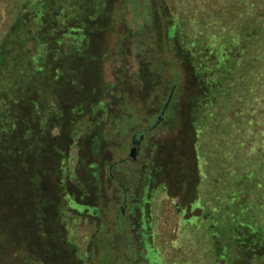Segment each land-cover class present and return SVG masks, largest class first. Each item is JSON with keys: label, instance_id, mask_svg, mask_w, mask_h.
<instances>
[{"label": "rangeland", "instance_id": "rangeland-1", "mask_svg": "<svg viewBox=\"0 0 264 264\" xmlns=\"http://www.w3.org/2000/svg\"><path fill=\"white\" fill-rule=\"evenodd\" d=\"M25 1L0 0V110L17 80L10 70L18 66L21 75L36 61L19 50L34 51L29 33L37 30ZM75 3L48 0L43 32L64 7L72 11L70 22L83 18L89 35L84 56L73 60L91 81L93 102L105 94L99 82L115 80L125 25L137 29L152 10L148 43L139 51L131 40L122 44L138 90L129 99L136 126L116 135L108 120L115 143L100 157L91 153L90 138H82L93 130L88 117L75 124L68 169L74 177L81 154L91 155L103 178L98 186L86 170L80 175V200L91 205L65 201L62 207L50 179L20 191L19 175L9 185L0 180V264H264V0ZM166 20L175 25L177 50L166 43L164 53L176 65L156 50ZM157 61L163 64L160 94L165 100L174 87L173 97L134 154L133 136L160 114L158 92H142L139 76ZM122 161L109 180L111 166ZM100 243L109 246L101 245L94 258Z\"/></svg>", "mask_w": 264, "mask_h": 264}, {"label": "trees", "instance_id": "trees-1", "mask_svg": "<svg viewBox=\"0 0 264 264\" xmlns=\"http://www.w3.org/2000/svg\"><path fill=\"white\" fill-rule=\"evenodd\" d=\"M68 1L76 5L75 0ZM47 3L48 0L25 1L26 12L35 14L33 23L38 31L29 33L32 34L29 40L34 51L24 52L27 50L24 45H21L19 50L25 56L32 54V58L36 61L33 67L23 66L21 75L18 74V66L9 73L11 77L15 73L17 80L15 79L3 95V107L0 110V180L9 185L11 180L19 175L18 191H20L21 188L28 189L29 185L39 187L42 182H48L50 179L60 190L62 207L65 206V201L77 205H91L80 200L78 191L83 184L80 175L86 170L87 175L100 181L98 186H101L103 178H101L99 162H94L91 155L87 158L89 160H85L81 154L74 169V177L72 170L68 169L66 161L70 158L71 148L77 140L75 124L88 117V121L94 125L93 130L82 138H90L91 153L100 157L107 147L115 143V140L111 139V132L119 135L136 126V114H133L129 99L131 96L134 97L138 90L132 83V76L129 75L127 54L123 51L122 44L131 40L139 51L148 43L145 41V32L154 25L152 10H148L146 20L137 29H129L128 25H125L128 33H121L119 37L122 43L116 53L120 63L115 72V80L100 81L99 84L103 86L105 94L98 101L93 102L89 97L91 81L84 77V69L73 60V58L79 60L84 56L82 48L87 41L89 29L85 23H81L83 18L79 17L80 15L74 18L73 23L70 22L72 11L64 7L52 18L56 25L51 30H47L48 33L43 32L45 27L43 20L48 12ZM174 26L167 20L163 23L165 40L159 41L156 52L160 53L164 60L176 65L178 61L165 57L164 53L166 43L170 44V50H177V46L171 44L172 41L177 44ZM150 54L152 53L148 52L147 56L149 57ZM162 66L160 61L154 64L147 62V71L145 69L139 71V76L145 82L142 92H158L154 96V101L156 113L160 112V114L171 94L165 100V96L162 97L160 94L164 84L161 75ZM148 114L147 116L152 117L154 113L149 111ZM158 118L159 116L156 120ZM108 120L112 125L111 132L106 131ZM56 128L59 132L53 135L52 132ZM121 164L123 161L111 166L109 180L114 178V168ZM119 228L114 232L121 235L122 231ZM104 231L108 232L106 229ZM101 245L109 246L105 243L98 244L99 247L96 246L93 250L96 255L94 258L100 254L98 250L101 249ZM109 258L113 259L112 253Z\"/></svg>", "mask_w": 264, "mask_h": 264}, {"label": "water", "instance_id": "water-1", "mask_svg": "<svg viewBox=\"0 0 264 264\" xmlns=\"http://www.w3.org/2000/svg\"><path fill=\"white\" fill-rule=\"evenodd\" d=\"M173 92H174V89L172 90L170 96H169V99L167 100V102L165 103L162 111H161V114L159 115V118L154 121L152 123V125L146 129H143L142 131L136 133L134 136H133V139H132V145H133V152L134 154H138L139 152V147H140V143L142 142V140L145 138V135L152 129L154 128L157 123L160 121V120H163L164 119V115H165V112L167 111L170 103H171V100H172V97H173Z\"/></svg>", "mask_w": 264, "mask_h": 264}]
</instances>
